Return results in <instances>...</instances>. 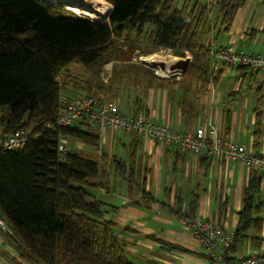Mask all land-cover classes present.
<instances>
[{
    "label": "trees",
    "instance_id": "obj_1",
    "mask_svg": "<svg viewBox=\"0 0 264 264\" xmlns=\"http://www.w3.org/2000/svg\"><path fill=\"white\" fill-rule=\"evenodd\" d=\"M103 1L113 6L107 21L80 17L61 3L0 0V132L23 130L30 135L23 149L0 151V215L8 229H0V239L4 238L26 264H131L118 237L120 230L105 218L107 205L97 196L107 194V175L101 174L97 161L79 151L69 153L64 160L57 154L59 138L100 148L99 136L83 119L72 127L55 125L63 73L74 64L85 69L88 78L82 90L87 95H95L100 73L108 63L113 64L114 79L125 72L141 81V74L146 85L161 86L166 81L139 61L132 62L133 52L147 56L169 50L179 59L190 55L183 77L172 84L180 87V104L191 113L193 105L187 95L218 81L219 75L211 71L210 52L212 48H227L218 47L215 38L228 32L245 0H219L209 7L204 0L184 3L181 8L174 6V0ZM119 66L124 71L117 70ZM237 69L251 72L247 67ZM261 90L257 89L254 107L255 144L262 125ZM132 108L133 116L148 119L141 99H136ZM115 159V173L126 182L134 178L122 160ZM261 180V175L250 172L231 252L250 232L254 233V246H258L263 201H257L256 194ZM140 192L145 203H158L144 187ZM158 204L178 217L196 219L197 195L185 209L178 197L173 209L166 202ZM156 241L168 250L190 253Z\"/></svg>",
    "mask_w": 264,
    "mask_h": 264
},
{
    "label": "crops",
    "instance_id": "obj_2",
    "mask_svg": "<svg viewBox=\"0 0 264 264\" xmlns=\"http://www.w3.org/2000/svg\"><path fill=\"white\" fill-rule=\"evenodd\" d=\"M197 2L203 3L204 0L184 1L188 5ZM215 41L218 47H234L246 54L264 53V0H245L228 32L218 33ZM72 66L75 67L73 74L68 71ZM112 68V63L103 66L101 82L94 92L101 99L113 101L120 113L132 115L134 101L141 99L148 119L183 132H194L210 118L218 124L220 132L236 144L264 153V105L261 132L256 144L254 136V107L257 89H262L264 97V73L240 72L237 68L219 69L215 73L219 75L216 84L211 83L187 95L193 105L192 112L188 113L180 104V87L172 82L158 77L166 82L150 87L143 75L139 74L142 80H137L132 73L122 72L121 66L117 69L122 72L120 78L114 79ZM87 78L85 69L71 65L61 76V97L69 99L84 93L83 81ZM227 115L229 122L226 125ZM99 143L100 156L98 149H92L94 153L90 154L86 152L90 148L82 143L75 145L77 151L97 161L101 174L109 178L107 194L97 193V196L107 205L105 218L117 224L120 230L118 237L125 245L131 264H210L203 247L181 221L184 217L168 213L158 203L166 202L173 209L178 197L185 209L192 196L197 195L196 218L210 221L233 233L251 171L262 178L256 194V200L263 201L260 241L258 246H254V233L250 232L229 254L232 258H243L253 251L264 252V171H254L239 163H212L205 154L196 156L189 151L123 131H105L99 137ZM115 158L122 160L123 166L134 174V178L126 182L115 173ZM141 186L158 203H145L141 197ZM156 240L180 246L190 253L168 250ZM0 264H26L18 259L4 238L0 239Z\"/></svg>",
    "mask_w": 264,
    "mask_h": 264
},
{
    "label": "built area",
    "instance_id": "obj_3",
    "mask_svg": "<svg viewBox=\"0 0 264 264\" xmlns=\"http://www.w3.org/2000/svg\"><path fill=\"white\" fill-rule=\"evenodd\" d=\"M216 2L219 0L205 1L208 7ZM138 59L140 60V57ZM210 67L214 73L221 68L247 67L254 74H263L264 53L246 54L234 47L212 48ZM154 73L157 74L156 71ZM60 101L61 108L55 122L58 127H72L83 119L99 137L105 131H126L166 146L189 151L196 156L205 154L212 163H239L254 171H264V153H255L244 145L236 144L222 134L218 124L210 118L194 132H183L168 125L154 123L143 115L133 116L120 113L113 101L101 99L97 95L79 93L69 99L61 97ZM29 138L28 132L23 130L11 134L0 132V151L23 149ZM75 150H78L75 143H70L66 138H59L57 154L60 160H64L69 153ZM97 151L100 156V149ZM181 221L186 225L189 234L203 247V253L210 264H264V252L260 251H253L243 258H232L229 249L233 244L234 234L226 232L212 222L201 218H184ZM0 229L8 232L1 215Z\"/></svg>",
    "mask_w": 264,
    "mask_h": 264
},
{
    "label": "bare ground",
    "instance_id": "obj_4",
    "mask_svg": "<svg viewBox=\"0 0 264 264\" xmlns=\"http://www.w3.org/2000/svg\"><path fill=\"white\" fill-rule=\"evenodd\" d=\"M85 5L86 9L79 10L77 8H71L75 13L83 17L91 18V20H98V15H104L106 13L105 5H110L103 0H77ZM67 2V1H65ZM141 61L147 65L155 68L157 75L161 78H169L171 76L179 75L178 70H170V65H173L177 59L171 55H165L164 52H158L147 56H141ZM164 66V68L161 67Z\"/></svg>",
    "mask_w": 264,
    "mask_h": 264
},
{
    "label": "water",
    "instance_id": "obj_5",
    "mask_svg": "<svg viewBox=\"0 0 264 264\" xmlns=\"http://www.w3.org/2000/svg\"><path fill=\"white\" fill-rule=\"evenodd\" d=\"M49 3H53V4H63L65 6H68V7H72V8H77V9H80V10H83V9H86V7H84L85 5H83L82 3L78 2L77 0H45ZM67 1V2H65ZM111 6V9L109 10V14L113 8L112 5ZM108 14V15H109ZM108 15H107V20H108ZM177 59V58H176ZM190 61V57H186L184 59H177V61L175 62L176 64H173V65H170L169 69L170 70H178L179 72H182L185 73L186 69H187V66H188V63ZM140 64H142L143 66H145L146 68L148 69H151L152 71L154 70L155 71V68L147 65L146 63L142 62L141 59L139 60ZM162 68H164L163 65H161ZM156 76H158L156 74ZM159 77V76H158Z\"/></svg>",
    "mask_w": 264,
    "mask_h": 264
},
{
    "label": "rangeland",
    "instance_id": "obj_6",
    "mask_svg": "<svg viewBox=\"0 0 264 264\" xmlns=\"http://www.w3.org/2000/svg\"><path fill=\"white\" fill-rule=\"evenodd\" d=\"M184 1L185 0H174V6L176 7V8H181L183 5H184ZM105 7H106V13L104 14V15H98V20H100V21H107V15L109 14V10L111 9V6L110 5H105ZM66 8H68V6H66ZM72 7H70V9H71ZM72 10V9H71ZM80 10V9H79ZM73 11V10H72ZM74 12V11H73ZM77 14V13H76ZM80 17H83V16H81V15H79ZM83 18H86V19H91V18H87V17H83ZM133 38V40H135L134 39V37H132ZM158 52H164L165 53V55H171V56H173L172 55V53H171V51H169V50H159ZM158 52H156V53H158ZM132 57L134 58V60L136 61H139V59H138V57H141V56H139V51H135V52H133V55H132ZM174 57V56H173ZM175 58H177V57H175ZM178 59V58H177ZM134 61V62H135ZM174 64H176V63H174ZM80 67V66H79ZM75 67L74 66H72V68H70L68 71H69V73L70 72H72V71H74V73H75ZM151 70V69H150ZM152 71V70H151ZM152 73H153V75H155V73H154V71H152ZM72 74H73V72H72ZM184 74V73H183ZM183 74H182V72H180V74L179 75H176V76H171V77H169V78H164V79H166V81H169V82H173V81H178L179 79H181L182 78V76H183ZM156 76V75H155ZM158 77V76H157ZM86 152H88V153H90V154H93L94 153V150H90V149H88ZM86 156V155H85Z\"/></svg>",
    "mask_w": 264,
    "mask_h": 264
}]
</instances>
